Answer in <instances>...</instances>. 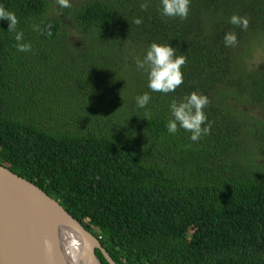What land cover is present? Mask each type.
Masks as SVG:
<instances>
[{
    "label": "trees",
    "instance_id": "1",
    "mask_svg": "<svg viewBox=\"0 0 264 264\" xmlns=\"http://www.w3.org/2000/svg\"><path fill=\"white\" fill-rule=\"evenodd\" d=\"M71 3L0 0L31 44L18 52L0 21V165L58 201L115 264H264V67L253 62L264 0H190L183 20L161 16L159 0ZM152 42L186 57L183 83L137 108L149 90L135 61ZM193 91L211 122L197 142L165 128L170 99Z\"/></svg>",
    "mask_w": 264,
    "mask_h": 264
},
{
    "label": "water",
    "instance_id": "2",
    "mask_svg": "<svg viewBox=\"0 0 264 264\" xmlns=\"http://www.w3.org/2000/svg\"><path fill=\"white\" fill-rule=\"evenodd\" d=\"M62 229L81 241L77 264H101L96 250L115 264L99 240L58 201L0 165V264H67L60 242ZM44 239L52 242L48 252L42 249Z\"/></svg>",
    "mask_w": 264,
    "mask_h": 264
},
{
    "label": "clouds",
    "instance_id": "3",
    "mask_svg": "<svg viewBox=\"0 0 264 264\" xmlns=\"http://www.w3.org/2000/svg\"><path fill=\"white\" fill-rule=\"evenodd\" d=\"M58 9L72 7L71 0H54ZM190 0H159L158 13L163 17H178L185 19L189 12ZM146 3L140 5L141 9L146 7ZM0 21L7 23V32L13 33L14 47L18 52L31 51V44L24 38V33L17 29V17L14 12L0 5ZM133 23L139 25L141 20L134 19ZM228 23L246 30L249 21L244 16L233 14L228 18ZM33 31H39L38 25H33ZM224 47H235L237 36L233 31H227L222 37ZM186 57L178 54L177 49L170 44L150 43L143 50L142 55L135 61L136 68L141 70L146 76L147 88L149 91L137 95L135 105L137 108H145L150 100V92H158L164 95L173 93L183 83L181 67L184 65ZM208 98L198 92H189L187 95L176 99L171 98L168 103V119L165 128L168 134L175 135L178 129L188 132V139L197 142L209 134L211 122L207 120L204 108L208 105ZM52 242L48 239L42 241V249L50 251ZM66 250L78 251L79 241L69 237L65 242ZM72 264H77L75 257H72Z\"/></svg>",
    "mask_w": 264,
    "mask_h": 264
},
{
    "label": "bare ground",
    "instance_id": "4",
    "mask_svg": "<svg viewBox=\"0 0 264 264\" xmlns=\"http://www.w3.org/2000/svg\"><path fill=\"white\" fill-rule=\"evenodd\" d=\"M69 237L75 238L71 231H69L67 229H62V231L60 232V242H61L64 254H65V257H66L67 264H72V257L76 258V256L78 255V252L80 251L82 245H81V241L79 239L75 238L76 240L79 241V249H78V251L72 252L70 250H66L65 242H66V240Z\"/></svg>",
    "mask_w": 264,
    "mask_h": 264
},
{
    "label": "rangeland",
    "instance_id": "5",
    "mask_svg": "<svg viewBox=\"0 0 264 264\" xmlns=\"http://www.w3.org/2000/svg\"><path fill=\"white\" fill-rule=\"evenodd\" d=\"M253 62L261 67H264V51L262 53H257V55H255V58L253 59ZM263 159H264V155H263Z\"/></svg>",
    "mask_w": 264,
    "mask_h": 264
},
{
    "label": "built area",
    "instance_id": "6",
    "mask_svg": "<svg viewBox=\"0 0 264 264\" xmlns=\"http://www.w3.org/2000/svg\"><path fill=\"white\" fill-rule=\"evenodd\" d=\"M99 239H100V237H99Z\"/></svg>",
    "mask_w": 264,
    "mask_h": 264
}]
</instances>
